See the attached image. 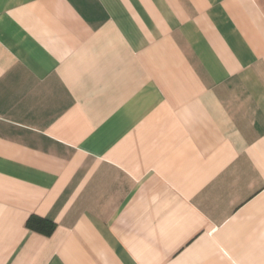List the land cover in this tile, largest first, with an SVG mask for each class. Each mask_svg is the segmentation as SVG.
<instances>
[{
	"label": "crops",
	"instance_id": "1",
	"mask_svg": "<svg viewBox=\"0 0 264 264\" xmlns=\"http://www.w3.org/2000/svg\"><path fill=\"white\" fill-rule=\"evenodd\" d=\"M0 264H264V0H0Z\"/></svg>",
	"mask_w": 264,
	"mask_h": 264
},
{
	"label": "trees",
	"instance_id": "2",
	"mask_svg": "<svg viewBox=\"0 0 264 264\" xmlns=\"http://www.w3.org/2000/svg\"><path fill=\"white\" fill-rule=\"evenodd\" d=\"M26 226L43 235H49L54 229L55 224L46 218L31 215L26 220Z\"/></svg>",
	"mask_w": 264,
	"mask_h": 264
}]
</instances>
